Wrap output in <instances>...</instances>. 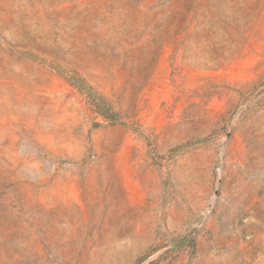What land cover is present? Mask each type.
I'll use <instances>...</instances> for the list:
<instances>
[{
    "label": "rangeland",
    "instance_id": "rangeland-1",
    "mask_svg": "<svg viewBox=\"0 0 264 264\" xmlns=\"http://www.w3.org/2000/svg\"><path fill=\"white\" fill-rule=\"evenodd\" d=\"M0 264H264V0H0Z\"/></svg>",
    "mask_w": 264,
    "mask_h": 264
},
{
    "label": "trees",
    "instance_id": "trees-1",
    "mask_svg": "<svg viewBox=\"0 0 264 264\" xmlns=\"http://www.w3.org/2000/svg\"><path fill=\"white\" fill-rule=\"evenodd\" d=\"M73 83L79 87L80 89H85V85L83 84V81L80 78L73 79ZM90 93V96L94 102V105L96 106L97 110L107 119L116 122L118 121V113L113 109L111 104L102 96L96 94L91 89L88 90Z\"/></svg>",
    "mask_w": 264,
    "mask_h": 264
},
{
    "label": "water",
    "instance_id": "water-1",
    "mask_svg": "<svg viewBox=\"0 0 264 264\" xmlns=\"http://www.w3.org/2000/svg\"><path fill=\"white\" fill-rule=\"evenodd\" d=\"M221 183V174H219L218 180H217V189H216V194L218 193L219 185Z\"/></svg>",
    "mask_w": 264,
    "mask_h": 264
}]
</instances>
